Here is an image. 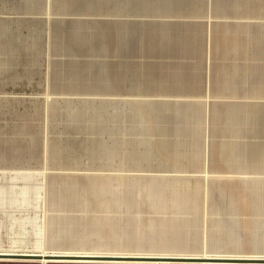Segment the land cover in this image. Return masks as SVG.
Listing matches in <instances>:
<instances>
[{"label": "rangeland", "instance_id": "374dc122", "mask_svg": "<svg viewBox=\"0 0 264 264\" xmlns=\"http://www.w3.org/2000/svg\"><path fill=\"white\" fill-rule=\"evenodd\" d=\"M38 1L39 6L31 0H0V25L7 27L0 34V196L6 193L8 197L4 199L6 204L0 200V249L218 253L198 255L207 257L264 254L263 15L227 6L219 9L215 0L211 12L209 0L169 4L146 0H54L48 8L45 0ZM210 16L234 29L249 31L256 48L250 55L238 56V64L232 66L231 62L235 70L227 72L230 78L216 88L224 96L209 101L191 99L201 98L194 94L204 89L199 86L205 82L204 64L199 67L201 78L196 79L199 72H195L193 64L180 62L179 55L147 54L140 48L126 62L121 52H99L95 47L83 46L75 56L66 52H52L49 58L45 55L47 18L52 32L69 34L79 27L86 34L94 32L85 39L96 38L92 39L96 42V29L100 25L112 28L114 18L127 17L118 22L134 33L145 29L173 32L191 24L203 27L209 23L188 18ZM30 23L38 25L37 50L15 41L16 52L6 53L7 39L15 36L23 43ZM109 34L113 35L112 29ZM72 60L84 61L80 70L72 72L75 78L48 86V64ZM101 62V69L118 66V73H111L112 80L101 79L106 73L100 69ZM66 66L70 71L72 65ZM114 77L123 85L111 83ZM43 111L48 114L47 132L42 128ZM208 112L210 117L218 112L237 113L214 114V124L218 126L215 129L226 133L239 130L236 135L254 142L229 148L211 141L214 156L232 154L237 158L228 161L230 167L224 160L207 165L202 158H173L156 149L150 152L158 143L178 153L200 146L201 126ZM174 139L178 141L167 144ZM18 146L26 149L13 148ZM223 146L228 148L216 149ZM213 166L214 172L225 173L207 180L214 183V191L238 190L244 198L256 204L263 202L262 205L250 213V207L242 201L219 198L214 210L202 217L205 202L196 194L199 188H192L195 182L204 181L201 172ZM17 186L27 191L22 199L15 191ZM149 189L153 198L146 201L142 195ZM168 190L180 192L182 200H154L158 193L166 194ZM42 218L51 222L47 238L43 225L44 249ZM226 231L234 235L228 238Z\"/></svg>", "mask_w": 264, "mask_h": 264}, {"label": "crops", "instance_id": "0c3cea01", "mask_svg": "<svg viewBox=\"0 0 264 264\" xmlns=\"http://www.w3.org/2000/svg\"><path fill=\"white\" fill-rule=\"evenodd\" d=\"M53 1L54 0H45V4L48 5L47 8L49 6H53V3H52ZM146 1L148 2L156 1V2H161L162 4H165V3L169 4L173 1H175L176 3V2L183 1V0H146ZM31 3L34 4L35 6L40 5V1L38 0H31ZM214 4H216L219 9H222V7L227 6V7H232L234 9H242L246 11L247 13H249L250 15L254 14L256 16H261L260 14H262L263 15L262 17L264 18V0H215ZM209 5H208L209 10L211 12L212 6H213V0H209ZM60 7H63V6H60ZM52 12L53 11L48 12V14H52ZM125 16H128V15H125ZM126 18L127 17H124V18L121 17V19L114 18L115 20L113 21L114 25L112 26V28H108V26L98 25L99 29H96V32L99 31L98 32L99 37L97 38L96 42H93V40L95 41L96 38L94 39L92 38L93 40L90 38H88V40L85 39L87 38V35L92 36L94 32L90 34H86L79 27H76L69 34H62L60 32H52L51 26L49 24L50 18H47L46 19V23H47L46 33L48 34L49 39L46 44L47 48L45 50L46 58H49V56L52 55V52L59 54V55L63 52H66V53H70L71 56H75L76 51L79 52V49H80L79 46H83L84 48H89V47L94 48L95 47L94 49L98 51L100 50L104 52H111V53L113 52L114 54L121 52L122 54L126 55V59H125L126 62H128V56L134 55V53L136 52L139 53L140 48H141V51L146 52L147 54L151 53L153 55H162V54H165L166 52L165 56H167L168 54H174V57L179 55L180 62H183L184 64H193V66L195 67V72H199L198 75L196 76V79L201 78L200 76H202L203 72L199 71V67L201 63L204 64L203 74H204L205 82L203 83V86L201 85V83L199 84V86L204 87V89L201 92L195 93L194 95L197 97H201V98H213V97H220L221 95H223L222 93H218L216 88L219 86L225 85L223 80L226 78L228 79V77L230 78L227 72H229L230 70H235V67H232V66L237 63L236 61H237L238 56L243 57L245 55H250L251 53H253V50L256 48V42L252 41L251 39L252 37H250L249 31H242V30L240 31L238 29H234L233 25H227L221 22H217L216 20L218 18L214 19L211 16L208 17V19L188 18V19L195 20L196 22L203 21V22L209 23V24L204 25L203 27L200 24H191L187 28L185 27L183 29L173 31V32H169L168 30H165V29H162V30L145 29V30H142L141 32H134V33H129L128 27L125 24L118 22ZM26 27H27L28 32L26 34V38L23 39V43L20 41L19 37L12 36L7 39L6 46H7L8 51H6V53L10 55L16 52L15 41H19L20 44L21 45L23 44V46H25L26 48L31 47L37 50L38 45L36 43H37V39H39L38 25H35V23H30ZM6 28L7 27L4 24H1L0 34H3V32H5L4 29ZM111 29H112V34H113L112 36H110L109 34V31ZM140 39H143V40L140 41ZM260 47H261V44L257 42V48H260ZM104 62L105 61H103V63ZM215 62H218V64H215ZM231 62H232V66L230 67ZM83 63L84 61L72 60L67 63H63V62L54 63L53 66L50 65L51 63L48 64V68H49L48 74H47L48 81H49L48 86L52 87L55 84L60 85L61 83L59 80L61 79L67 81L71 78L72 79L75 78L76 74L72 72L76 71L77 69L80 70L79 68L81 67L79 66L84 65ZM103 63L102 62L99 63V66L100 64L103 66ZM213 63H214V72H212ZM3 64H5V61H3ZM66 65H72V68L70 71H69V67H67ZM102 66H100V69L102 68ZM125 66L128 70L129 65L127 64ZM104 68L105 69H101V70H104L106 73L104 76L101 77V79L102 78L104 79L105 77H106L105 79L111 78V73H113V75L114 73L116 74L118 73L116 68L109 69L108 67V69H106V66ZM83 69L84 68L82 67L81 70ZM109 80H112V78ZM115 81H118L117 77H114V81L111 83H114L120 86L123 85L118 82L116 83ZM54 102H59V101L55 100ZM47 103L48 102L46 101L45 104L47 105ZM209 106H210V102L208 103V107ZM43 110H44V107H43ZM43 114H44V111H43ZM210 114L211 113L208 112L206 120L203 121V124H202L203 126H201L202 128L201 136L202 137L199 138V141H198V142H201V144L197 148H191L188 151L183 149L182 153L180 152L178 153L177 151L176 152L170 151L164 146L160 147V145L162 144L164 145V143H158L157 145H155L154 150L151 148L150 152L153 154V151H155L156 149V150L166 151V153L164 154H168L172 156L173 158H183L186 156L193 157V158L194 157L202 158L203 162L206 163L207 165L211 162L214 163V161L216 160H220V161L224 160V164L226 161V166L230 167L229 165H227L228 161L232 160L233 158L234 159H237V158L234 157L232 154L221 155L218 157L214 156V154L212 153V151H214V146H211V141L212 142L218 141V143H220L221 145H228L229 148L230 147L232 148V145H236V144L237 145H249L250 143H254V142H247L241 139L239 135H236V132L239 133V130H235L232 132L229 131L226 133L224 131H218L217 129H215V128H218V126L214 124V114H237V113L218 112V113H214L212 117H210L211 116ZM210 118H212L213 121H211ZM47 119H48V114H44V124L42 127L43 132H47V125H48ZM176 141L178 140H175V139L170 140V142L167 144H170L171 142H176ZM262 145H264V143ZM157 146H159V148H156ZM228 147L223 146V147L216 148V149H223V148L225 149ZM4 148L6 147H3V149ZM13 148H15L16 150L26 149V148H20L19 146L13 147ZM13 148H10V149H13ZM171 150H174V149H171ZM218 154H222V152L219 151ZM219 172L220 173L214 172V166L212 169L206 168L201 172V176L204 178V181L195 182L193 184L194 187L192 188V191H194L193 190L194 188H199L196 194L199 193L202 200L205 202L202 210L200 211V213L202 214V217L207 216L211 211L214 210V207L217 204L218 202L217 200L219 198H225L232 202L242 201L250 207L251 209L250 213L262 205L263 202H257L259 204H256L252 201V199L249 200L248 198H244L242 194L243 192H240L238 190L233 189V190H226V191L225 190L214 191V188H215L214 183H211L210 181L207 182V180L210 178H214V177H220V176H223V174H225L221 171ZM205 173H209V175H205ZM8 182L13 183V181H10V179H8ZM220 183L222 182H218L216 184H220ZM222 184H228V183H222ZM178 186L183 187L181 183H179ZM16 189L17 190L15 191H17L18 196L21 199L25 197L24 194L27 193V191L24 190L25 187L17 186ZM149 191L150 189L147 190V192L143 193L142 195L143 196L142 198H145L146 201L153 198L150 196L152 194H150ZM1 193H3V191L0 192V194ZM42 194H43V188H42ZM135 195L138 199L140 198V194L138 195L136 193ZM157 195L158 196L154 198V200L155 199L157 200L160 197L166 198L167 200L171 202H178V203L182 200V197H181L182 194L178 191L168 190L166 194L161 195L160 193H158ZM6 198H8L6 193L0 196V200H2V203H4V199ZM44 199H45V196L43 197V202H44ZM132 199L133 197L131 195L130 200L128 201L130 202ZM48 201L50 202L49 195L47 197V205L49 204ZM10 204L15 205V202L12 203L10 201ZM0 207L2 206L0 205ZM47 214L48 213L46 212V215ZM43 225H46V238H47V235H48L47 233L51 226L50 220L46 218L44 222V218H42L40 222L41 239H42L41 249L43 248V238H44ZM201 233H203L204 235L203 227H202ZM225 234L228 236V238H231V236L234 235L233 232H230V231H226ZM0 250L38 251V250H28V249H0ZM54 252H60V251H54ZM162 252L163 253L161 252H158V253L157 252L155 253L141 252V253L142 254H185V255L218 254V253H205V252H178V251H162ZM101 253L117 254V253H109V252H101ZM101 253H90V254H101ZM86 254H89V253H86ZM220 254L237 255L234 253H220ZM257 255H264V254H257ZM8 260L9 261H27L23 259H8ZM29 260L41 261V260H33V259H29ZM48 261L49 262H45V263L124 264L121 262H104V261H100V262H82V261L62 262V261H54V260L53 261L48 260ZM125 264H129V263H125ZM142 264H147V263H142Z\"/></svg>", "mask_w": 264, "mask_h": 264}, {"label": "bare ground", "instance_id": "6f19581e", "mask_svg": "<svg viewBox=\"0 0 264 264\" xmlns=\"http://www.w3.org/2000/svg\"><path fill=\"white\" fill-rule=\"evenodd\" d=\"M142 98H153L154 97H142ZM160 98V97H158ZM157 99V98H156ZM164 99V98H160ZM169 99V98H165ZM193 100H210V98H191ZM212 99V98H211ZM44 256L42 259H33L31 257L24 258V256ZM152 256H168L164 258H182V259H197V261H148V260H128L121 258H152ZM155 258V257H153ZM6 259V260H4ZM8 259H23L27 261L21 262H40L41 264H47L48 260L62 261V262H121L129 264H264V262L254 263H238L233 260L247 259V260H264V256L250 255V256H229V257H207L198 255H177V254H86V253H63V252H34V251H5L0 250V261H9ZM41 260V261H32Z\"/></svg>", "mask_w": 264, "mask_h": 264}, {"label": "water", "instance_id": "95a60500", "mask_svg": "<svg viewBox=\"0 0 264 264\" xmlns=\"http://www.w3.org/2000/svg\"><path fill=\"white\" fill-rule=\"evenodd\" d=\"M31 257L33 259H42L44 256H24V258ZM155 257V258H153ZM168 256H152V258H121V259H132V260H148V261H197V259H182V258H164ZM234 262L238 263H254V262H264V260H247V259H240V260H233Z\"/></svg>", "mask_w": 264, "mask_h": 264}]
</instances>
